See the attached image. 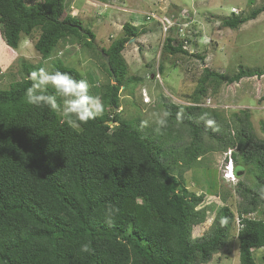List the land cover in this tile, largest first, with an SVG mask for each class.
Segmentation results:
<instances>
[{
	"label": "trees",
	"instance_id": "16d2710c",
	"mask_svg": "<svg viewBox=\"0 0 264 264\" xmlns=\"http://www.w3.org/2000/svg\"><path fill=\"white\" fill-rule=\"evenodd\" d=\"M64 2L42 0L27 5L25 0H0L6 45L15 50L21 35L29 37L39 29L33 48L44 60L69 37L84 40L92 48L94 34L66 15ZM262 12L264 4L247 16L232 15L222 25L237 29ZM123 31V38L98 52L115 82L100 87L103 114L77 128L47 106L26 102L30 73L8 89H0V264H207L223 248L234 215L228 207H220L208 234L192 239L193 227L205 219V209L198 208L204 195L187 191L171 174L179 162L184 170L192 167L205 151L204 137L217 139L220 148H235L236 167L256 168L255 187L240 180L236 183V193L243 199L238 208L239 264H256L253 251L264 248V200L259 197L264 186V139L240 128L236 140L225 142L204 122H197L194 113L199 107L194 106L183 109L186 118L181 125L189 134V143L183 147L176 146L172 136L178 107L165 106L173 115L162 135H150L135 121L122 119L117 108L127 65L121 53L125 43L139 34L128 24ZM171 41L166 40L164 52L184 53L181 45L173 47ZM101 52L108 56L109 67ZM55 70L84 79L75 68L58 61ZM158 71H163L161 65ZM261 75L239 70L227 78L205 69L192 103H199L210 81L218 86ZM48 91L55 94L53 88ZM261 128L264 134V123ZM108 204L120 209L111 225L104 217ZM258 209L261 218L249 217ZM223 217H228L226 226L220 223ZM85 242L94 252L80 251Z\"/></svg>",
	"mask_w": 264,
	"mask_h": 264
},
{
	"label": "rangeland",
	"instance_id": "374dc122",
	"mask_svg": "<svg viewBox=\"0 0 264 264\" xmlns=\"http://www.w3.org/2000/svg\"><path fill=\"white\" fill-rule=\"evenodd\" d=\"M40 1L25 0V3L32 5ZM263 4L264 0H65L66 15L78 19L83 29L94 34L92 48L84 45V40L69 37L60 41L52 56L44 60L33 48L39 29H34L29 37L21 35L15 50L2 39L0 89H8L11 83L24 79L40 67L52 71L58 61L75 68L88 80L93 95H99L101 86L115 82L106 73L98 52L123 38V26L128 24L139 34L125 43L121 53L127 65L117 108L122 119L136 124L149 120V126L141 129L157 135L151 118L153 112L166 109V105L179 110L194 106L199 107L194 113L197 122L202 123L200 115L208 113L219 126L217 135L225 142L229 138L236 140L240 128L250 130L257 139L263 140L264 75L218 86L210 81L205 84L206 93L199 103H192L205 69L223 73L227 78L239 70L264 73V12L237 29L222 25L232 15L247 16ZM0 33L3 34L1 27ZM168 38L173 47L181 45L184 53L164 52ZM160 65L162 72L158 71ZM172 128L176 146L187 145V127L177 124ZM163 140L168 139L163 136ZM203 146L204 153L198 155L190 169L184 170L179 162L171 169V174L187 191L204 195V202L198 208L205 209V219L193 227L192 239L206 236L220 207L229 208L234 221L227 240L207 264H239L238 208L243 199L236 193V183L240 180L243 185L255 187L257 171L252 165L246 166L240 178H231L233 182L225 177L224 158L235 148H220L217 139L208 137H204ZM259 211L249 217L261 218ZM263 254L264 248L253 251L256 264H264Z\"/></svg>",
	"mask_w": 264,
	"mask_h": 264
},
{
	"label": "clouds",
	"instance_id": "9594fccd",
	"mask_svg": "<svg viewBox=\"0 0 264 264\" xmlns=\"http://www.w3.org/2000/svg\"><path fill=\"white\" fill-rule=\"evenodd\" d=\"M2 39L4 37L0 33V40ZM28 79L31 81V84L25 92L26 102L36 107L47 106L53 112L60 114L72 128H77L80 124L93 120L103 114V98L100 95L91 94L90 89L92 86L87 79L77 80L66 72L59 70L50 71L47 67H40L32 71ZM49 87L55 89V94L49 93ZM172 115V112L168 109L151 114V118L155 124L154 130L158 134L162 135L163 130L168 128L169 118ZM185 118L186 114L183 110H178L175 113L177 124H182ZM187 118L190 119L191 117ZM199 119L204 122L207 129H212L215 132L220 131L219 126L214 119L210 118L208 113L201 114ZM148 126L149 120L141 121V128ZM229 153L224 158L227 166L225 177L231 179L232 177H237L235 172L240 173L238 171L244 168L242 166L236 167L232 158V151H229ZM259 197L264 200V186H261L259 189ZM119 212V207L108 204L104 209L105 222L111 225ZM220 223L222 226H226L228 217L221 218ZM238 228H240V224ZM80 251L82 253H90L94 252V249H92L89 242H85L81 244Z\"/></svg>",
	"mask_w": 264,
	"mask_h": 264
},
{
	"label": "water",
	"instance_id": "95a60500",
	"mask_svg": "<svg viewBox=\"0 0 264 264\" xmlns=\"http://www.w3.org/2000/svg\"><path fill=\"white\" fill-rule=\"evenodd\" d=\"M131 41H132V40H131ZM101 54H102V56L104 57V60H105V62H106V64H107V66L109 67V58H108V56L105 55L104 52H101ZM242 170H243V169L241 168L240 173H236V172H235V174L237 175V177H239V175L241 174Z\"/></svg>",
	"mask_w": 264,
	"mask_h": 264
},
{
	"label": "bare ground",
	"instance_id": "6f19581e",
	"mask_svg": "<svg viewBox=\"0 0 264 264\" xmlns=\"http://www.w3.org/2000/svg\"><path fill=\"white\" fill-rule=\"evenodd\" d=\"M147 97V96H146ZM209 107V106H208Z\"/></svg>",
	"mask_w": 264,
	"mask_h": 264
}]
</instances>
